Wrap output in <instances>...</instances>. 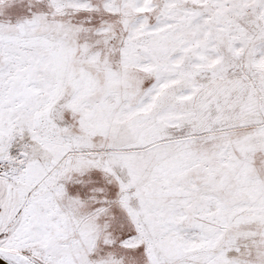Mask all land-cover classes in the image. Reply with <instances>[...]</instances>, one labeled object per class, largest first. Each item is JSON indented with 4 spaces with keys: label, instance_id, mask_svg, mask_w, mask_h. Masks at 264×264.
I'll return each instance as SVG.
<instances>
[{
    "label": "snow or ice",
    "instance_id": "6c2138e0",
    "mask_svg": "<svg viewBox=\"0 0 264 264\" xmlns=\"http://www.w3.org/2000/svg\"><path fill=\"white\" fill-rule=\"evenodd\" d=\"M0 264H264V0H0Z\"/></svg>",
    "mask_w": 264,
    "mask_h": 264
}]
</instances>
